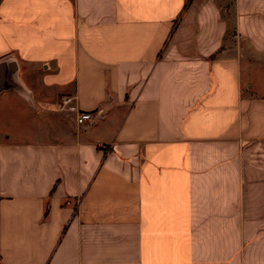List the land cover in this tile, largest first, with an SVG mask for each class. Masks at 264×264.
Listing matches in <instances>:
<instances>
[{
  "label": "crops",
  "instance_id": "1",
  "mask_svg": "<svg viewBox=\"0 0 264 264\" xmlns=\"http://www.w3.org/2000/svg\"><path fill=\"white\" fill-rule=\"evenodd\" d=\"M0 66V264H264V0H0Z\"/></svg>",
  "mask_w": 264,
  "mask_h": 264
},
{
  "label": "built area",
  "instance_id": "2",
  "mask_svg": "<svg viewBox=\"0 0 264 264\" xmlns=\"http://www.w3.org/2000/svg\"><path fill=\"white\" fill-rule=\"evenodd\" d=\"M72 97L65 96L62 100L58 103L57 109L61 112L73 110L72 104ZM92 118V114L85 111H80L77 114V122L79 124H84L85 122L89 121Z\"/></svg>",
  "mask_w": 264,
  "mask_h": 264
},
{
  "label": "water",
  "instance_id": "3",
  "mask_svg": "<svg viewBox=\"0 0 264 264\" xmlns=\"http://www.w3.org/2000/svg\"><path fill=\"white\" fill-rule=\"evenodd\" d=\"M12 68H13V70H14V69H16V68H15V64H14V63L12 64ZM1 70H2V69H1V66H0V80H2V74H1ZM14 71H15V70H14Z\"/></svg>",
  "mask_w": 264,
  "mask_h": 264
}]
</instances>
